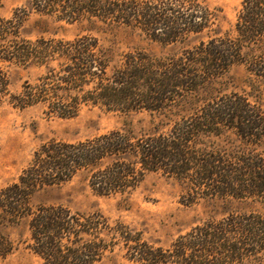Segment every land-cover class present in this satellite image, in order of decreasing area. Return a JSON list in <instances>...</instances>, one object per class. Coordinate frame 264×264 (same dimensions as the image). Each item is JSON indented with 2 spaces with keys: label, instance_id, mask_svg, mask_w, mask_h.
<instances>
[{
  "label": "trees",
  "instance_id": "1",
  "mask_svg": "<svg viewBox=\"0 0 264 264\" xmlns=\"http://www.w3.org/2000/svg\"><path fill=\"white\" fill-rule=\"evenodd\" d=\"M209 1L29 0L11 18L0 19V104L42 106L48 114L74 118L88 105L131 113L194 101L168 131L138 136L122 128L42 145L18 180L0 188V259L18 249L7 229L26 226L27 248L43 264H100L117 249L134 264H264V211L210 219L163 248L102 211L32 203L39 191L79 173L107 197L131 193L148 175L162 174L185 185L189 203L232 198L264 208L261 104L239 92L197 101L237 65L264 82V0H243L233 35L215 33L167 55L134 50L117 57L93 35L31 39L23 33L24 22L36 12L69 23L127 27L153 41L185 45L215 25L217 9ZM11 68L25 76L18 91L11 89ZM221 139L235 148L220 146Z\"/></svg>",
  "mask_w": 264,
  "mask_h": 264
},
{
  "label": "rangeland",
  "instance_id": "2",
  "mask_svg": "<svg viewBox=\"0 0 264 264\" xmlns=\"http://www.w3.org/2000/svg\"><path fill=\"white\" fill-rule=\"evenodd\" d=\"M29 0H0V19L11 18L17 8ZM243 0H210L211 8L217 9V20L211 30L200 35H192L186 44L166 45L153 41L140 31L127 27L107 26L102 23L79 21L69 23L53 16L32 12L23 24V33L31 38L58 37L74 39L83 35H93L101 45L112 49L115 56L134 50H144L156 55L180 52L184 46H194L208 36L234 34L235 25ZM218 33V34H215ZM1 65V64H0ZM10 69L12 91H18L25 79L24 74L16 75ZM239 92L247 94L251 101H258L264 109V82L254 80L246 66L232 67L206 92L197 96L203 98ZM196 103V102H195ZM194 107L193 99L167 111H137L122 113L109 111L101 106H84L74 118H60L46 113L42 106L26 109L9 104H0V188L18 180L22 171L31 163L34 153L52 140L77 142L116 129L131 128L138 136L157 129L168 131L173 123L188 114ZM235 141V137H232ZM232 141V140H231ZM220 146L235 148L224 139ZM236 141V145H239ZM235 145V144H234ZM264 151V144L259 148ZM34 205L57 204L84 213L102 211L112 220H121L155 247L169 248L181 235L193 227L210 219H221L233 212L264 211L261 204L250 200L200 199L188 202L185 185L180 181L150 174L135 191L113 196H100L90 185L86 173H79L71 181L39 191L32 200ZM18 249L0 264H43V261L27 248L29 232L26 226L7 229ZM100 264H134L125 256V251L117 249Z\"/></svg>",
  "mask_w": 264,
  "mask_h": 264
}]
</instances>
